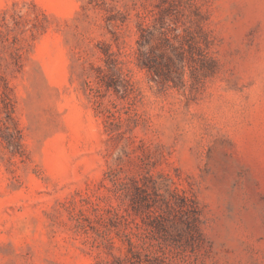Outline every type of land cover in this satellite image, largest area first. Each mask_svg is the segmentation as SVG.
Listing matches in <instances>:
<instances>
[{"label": "rangeland", "instance_id": "rangeland-1", "mask_svg": "<svg viewBox=\"0 0 264 264\" xmlns=\"http://www.w3.org/2000/svg\"><path fill=\"white\" fill-rule=\"evenodd\" d=\"M0 264H264V0H0Z\"/></svg>", "mask_w": 264, "mask_h": 264}, {"label": "trees", "instance_id": "trees-1", "mask_svg": "<svg viewBox=\"0 0 264 264\" xmlns=\"http://www.w3.org/2000/svg\"><path fill=\"white\" fill-rule=\"evenodd\" d=\"M139 49H140L139 55H140V57H142L143 56V52L141 50V47ZM143 64H145V63L143 62ZM156 72H157V74H159V71L156 70Z\"/></svg>", "mask_w": 264, "mask_h": 264}]
</instances>
